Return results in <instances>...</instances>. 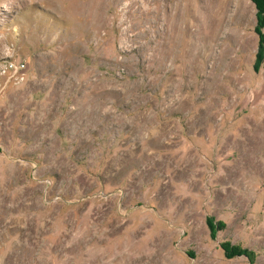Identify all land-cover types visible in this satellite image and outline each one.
I'll return each mask as SVG.
<instances>
[{
    "label": "rangeland",
    "instance_id": "obj_1",
    "mask_svg": "<svg viewBox=\"0 0 264 264\" xmlns=\"http://www.w3.org/2000/svg\"><path fill=\"white\" fill-rule=\"evenodd\" d=\"M0 264H264V0H0Z\"/></svg>",
    "mask_w": 264,
    "mask_h": 264
},
{
    "label": "built area",
    "instance_id": "obj_2",
    "mask_svg": "<svg viewBox=\"0 0 264 264\" xmlns=\"http://www.w3.org/2000/svg\"><path fill=\"white\" fill-rule=\"evenodd\" d=\"M22 66V65H21ZM23 67V66H22Z\"/></svg>",
    "mask_w": 264,
    "mask_h": 264
}]
</instances>
